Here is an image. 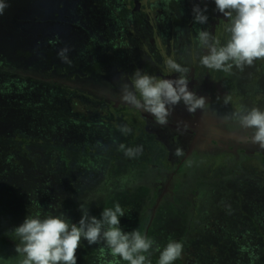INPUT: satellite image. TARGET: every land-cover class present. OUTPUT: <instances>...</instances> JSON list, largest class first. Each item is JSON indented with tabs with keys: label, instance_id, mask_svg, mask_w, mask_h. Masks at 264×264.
<instances>
[{
	"label": "flooded vegetation",
	"instance_id": "flooded-vegetation-1",
	"mask_svg": "<svg viewBox=\"0 0 264 264\" xmlns=\"http://www.w3.org/2000/svg\"><path fill=\"white\" fill-rule=\"evenodd\" d=\"M194 5L207 7L206 24L194 23ZM42 9L47 11L48 29L53 27L56 32L46 41L48 49L56 52L53 56L54 51L47 50L53 56V65L50 63L47 73L42 74L54 98L58 96L56 91L65 98L59 119L93 133L85 132L87 137L84 132L77 134L59 126L60 131L12 132V137H4L14 141L5 146L0 143V153L12 159L25 158L31 172L29 190L18 189V179L12 175L8 180V171L0 168V225H4V230L0 227V264H19L22 259L15 251L19 241L11 232L28 214L62 213L71 223L78 222L80 205L59 206V196L53 199L48 190L54 185L62 194L74 190L76 197L105 191L102 201L109 195L125 212L120 217L121 229L130 232L133 222L139 226L145 221V227L139 230L148 237L159 209L178 205V200L183 202L189 217L197 215L200 234L195 242L187 239L196 245H188L187 249L196 250V257L184 253L177 264H199L211 247L216 253L217 245L224 246L219 250L230 249L241 261L264 262V206L255 205L264 202V149L250 142L251 130L241 129L230 118L232 113L251 107L264 110V98L257 100L246 93L247 98L234 89L239 83L252 94L250 87L255 85L264 97V59L254 61L243 71L233 68L232 74L199 64L204 50L196 39L197 28L208 30L221 44L227 39V21L216 11L214 0H44ZM169 58L189 69L188 88L206 98V107L191 114L180 103L174 107L169 123L160 126L148 113L122 102L121 87L131 84L136 69L157 79L176 78L179 74L166 67ZM27 70L28 74L32 72L31 68ZM67 78L75 85L63 83ZM136 115L143 116L161 138L159 160L154 158L158 149L147 142L141 144L143 159L139 155L129 158L116 147L131 143V147L137 146L131 137L135 129L130 136L120 131L122 122ZM176 148H183L184 156L173 155ZM69 152H75L83 162H91L89 179L63 177L61 162ZM17 170L14 167L12 173ZM137 197L147 202L151 199V203L143 200L144 205L132 204L131 208V198ZM22 198L26 199L24 205ZM245 204L247 219L255 224L251 226L243 219L247 226L233 229ZM87 207L97 217L99 208ZM253 238L257 242L252 243ZM100 246L88 245L82 239L76 252L77 264H102Z\"/></svg>",
	"mask_w": 264,
	"mask_h": 264
},
{
	"label": "clouds",
	"instance_id": "clouds-1",
	"mask_svg": "<svg viewBox=\"0 0 264 264\" xmlns=\"http://www.w3.org/2000/svg\"><path fill=\"white\" fill-rule=\"evenodd\" d=\"M214 4L216 11L226 18L224 30L227 39L221 44L219 40H213L208 30L197 28L196 39L204 50L199 64L232 74L233 68L243 71L254 61L264 59V0H214ZM4 7L6 5L0 3V14ZM206 11V6L202 9L194 5V23L206 24ZM166 67L179 75L174 79H157L136 69L132 73L131 84L122 85L120 96L122 102L148 113L160 126L169 123L174 107L180 103L191 114L206 107V98L188 88L189 69L171 58L166 61ZM224 102L228 103V100ZM230 118L241 129L251 130L250 142L264 149V110L251 107L232 113ZM120 131L126 135L131 129L124 125ZM119 148L129 158H135L142 152L141 145L126 147L120 144ZM173 155L184 156L183 148H176ZM80 212L77 223H71L62 213L44 216L28 214L11 232L19 241L15 247L16 253L22 257L19 264H77L76 252L82 239L88 245L102 244L99 248L102 264H121V261L126 264H152V250L159 252L157 264H173L182 255L183 244L179 241L169 240L161 249L155 240L139 229L123 231L120 217L125 212L119 203L103 208L100 218L90 216L88 207L83 204H80Z\"/></svg>",
	"mask_w": 264,
	"mask_h": 264
},
{
	"label": "trees",
	"instance_id": "trees-1",
	"mask_svg": "<svg viewBox=\"0 0 264 264\" xmlns=\"http://www.w3.org/2000/svg\"><path fill=\"white\" fill-rule=\"evenodd\" d=\"M43 1L0 0L6 5L0 14V143L4 146L14 141L5 136L12 137L14 133L19 135L32 130L60 131L59 126L77 134L84 132L87 137L89 135L85 132L93 133L59 119L65 98L58 91V96L54 98L53 92L49 91L52 88L42 74L47 73L46 69L52 63L50 59L56 54L55 49L49 50L46 44L56 32L53 27L48 29L50 24L47 11L42 9ZM47 50L54 51L53 56ZM29 68L32 72L28 74ZM53 68L56 69V66ZM34 69L39 73L36 74ZM33 75L36 78L30 79ZM221 247L224 246L217 245L213 255L205 252L209 262L201 256L199 264H264L263 260L241 261V257L230 249L219 250Z\"/></svg>",
	"mask_w": 264,
	"mask_h": 264
},
{
	"label": "rangeland",
	"instance_id": "rangeland-1",
	"mask_svg": "<svg viewBox=\"0 0 264 264\" xmlns=\"http://www.w3.org/2000/svg\"><path fill=\"white\" fill-rule=\"evenodd\" d=\"M52 1H57V0H52ZM49 14V13H48ZM47 70V69H46ZM33 77L36 78L35 75L31 76L30 79H34ZM63 83H66L68 86L73 85L74 82H72L69 78L66 79V81H63ZM75 85V83H74ZM234 89L239 92V93H243V95L249 94L250 96L254 97V99H259V100H263V94L258 92L255 88L256 86L253 85L250 87V90H252V94L251 92L245 91L244 88L237 83L236 85H234ZM73 87V86H71ZM233 87V86H232ZM247 93V94H246ZM248 98V96H247ZM145 118L143 116L140 115V117L138 115L129 118L127 121L122 122V126L127 125L132 132V129H135V131L133 133L134 136H131L133 138L136 139V144L137 145H141L143 142H147L149 143L152 147H154L156 150L158 149L157 154L154 156V158L156 160H159L160 156H161V138L157 135V133L154 131L153 127H150L148 123H146V121L144 120ZM128 136H130V133L127 134ZM132 144V143H131ZM131 144H124L126 147H131ZM113 146H116V144H114ZM116 147L119 148V145H117ZM120 149V148H119ZM121 150V149H120ZM122 151V150H121ZM0 156L2 157V160H0V168L4 169L6 171H8V175L10 176V178L8 180L12 179V175L15 176L18 180H17V184L16 187L19 185L20 187L18 189H27L29 190V187L27 184L29 183V175H30V170L29 168V164L27 163L26 159L23 157H18V158H14L12 159L11 156L0 153ZM61 156L60 154L57 155V157ZM78 156L76 155L75 152H69V153H65V156L63 157L64 162H61L62 166H64V170L61 172L63 177H65L67 180H75V179H79V178H83L84 180H87L91 177V162L89 161H84L83 160H79V158H77ZM140 158L143 159L144 157V150H142L141 154L139 155ZM4 164H8L7 166L3 165ZM28 164V165H27ZM14 167H16V169H18V172L12 173ZM0 169V172H1ZM62 169V167L60 168ZM95 173V171H94ZM1 175V173H0ZM21 181V182H20ZM52 181V180H50ZM15 183V182H14ZM13 183V184H14ZM56 183V182H55ZM200 183V182H199ZM57 186H61L60 183L56 184ZM15 187V186H14ZM107 187V185H106ZM105 187V190H106ZM48 189V188H47ZM109 189H113L112 187H109ZM48 190L51 191L52 193V198L55 199L56 196H59L57 198L56 201H58V205L63 207H68V205H71L72 203L76 204V202L78 203V205H80V203L82 202L83 205L87 206H93V207H98L99 210L98 212H96L97 218H100V213L102 212L103 208L105 207H113L111 204H115L117 203L118 200L113 199L112 197H110L108 195V197L110 199H108V197L105 199V201L103 202L101 198L104 194V192H99L97 194L90 195V192H86L83 195H80L79 197L78 194L75 196L74 190H68V192H66L65 194H62V191L60 189H58L55 185L52 186L51 188H49ZM103 190V189H101ZM100 190V191H101ZM94 191V190H93ZM75 196V198H74ZM74 198V199H72ZM78 198V199H77ZM18 200V199H17ZM122 199H120L121 201ZM146 204H150L151 203V199L145 200L143 199ZM140 197H137L136 200H134L133 198H131L130 201V207L132 208V204H143L144 205V201H143ZM26 199L22 198V205L25 204ZM102 201V202H101ZM119 201V202H120ZM255 205H257L258 207H263L264 206V202L263 201H258ZM252 206V205H250ZM136 209V207H135ZM187 209V207L185 206V204L181 201L178 200V205L175 206H169L168 208H160L158 215L155 216L151 226L149 227L148 230V234L149 237H152V239L155 240V238H157L156 243L160 245L161 249L163 248L164 245H166V243L169 240H176L179 241L183 244V252L182 255L180 256V258L178 259L181 260L183 257L184 253H187V256H189L190 258L196 257V250L194 251H187L188 249V245H191V248L196 247V245L194 244H190L191 242L187 241V239H191V241L195 242L196 239L198 238L200 231L197 228V223L195 221V218L197 215H191L192 217H189L187 215V213L185 212V210ZM88 211H90V208L88 207ZM248 206L247 204H245L244 209L241 208L240 210V214H242L241 216H239V220L235 223L233 229H237V230H242L243 228H245L247 226V224L245 223V221L243 219H246L248 222H250L249 224L251 226H253L255 224V222L253 223L252 221H250L249 219H247L248 216ZM253 213V212H252ZM90 216H93L92 213H89ZM247 215V216H246ZM81 215L77 216V221H79ZM201 217V214H200ZM134 223V222H133ZM133 223L131 224V226H129L130 230H134L135 229H140L142 230L145 227V221L144 224L143 222L138 226L137 221L135 222V225H133ZM1 229L4 230V225H0ZM189 236V237H187ZM257 242L256 238L252 239V243ZM2 243V242H1ZM6 249H8V245L6 247ZM202 249V247L200 248ZM208 255H213L215 254L214 249L211 247L208 250ZM5 257H6V253ZM190 254L192 256H190ZM159 257V252L152 250L150 259L151 262L152 261H157ZM256 259V258H255ZM254 259V260H255ZM205 260L207 262H209L208 258H205ZM14 261L16 262V259H14ZM3 264V263H2ZM16 264H18V262H16ZM123 264H126V262H123ZM152 264H154V262H152ZM173 264H177V260L173 262Z\"/></svg>",
	"mask_w": 264,
	"mask_h": 264
}]
</instances>
